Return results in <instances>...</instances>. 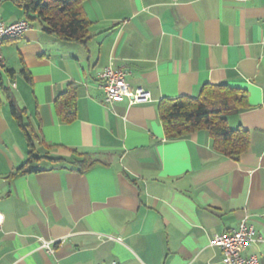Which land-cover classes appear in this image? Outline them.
<instances>
[{
    "label": "crops",
    "instance_id": "0c3cea01",
    "mask_svg": "<svg viewBox=\"0 0 264 264\" xmlns=\"http://www.w3.org/2000/svg\"><path fill=\"white\" fill-rule=\"evenodd\" d=\"M7 22L26 19L7 7ZM88 37L71 41L35 21L2 46L0 69V264H222L215 234L249 218L261 241L245 254L264 264V0H83ZM123 67L153 101L106 103L98 75ZM246 89L250 107L228 117L251 146L239 159L206 129L167 139L165 98L198 96L203 84ZM74 88V89H73ZM73 89L76 114L58 99ZM89 152L85 173L29 159ZM36 133V134H34ZM47 243L52 251L44 247Z\"/></svg>",
    "mask_w": 264,
    "mask_h": 264
},
{
    "label": "trees",
    "instance_id": "16d2710c",
    "mask_svg": "<svg viewBox=\"0 0 264 264\" xmlns=\"http://www.w3.org/2000/svg\"><path fill=\"white\" fill-rule=\"evenodd\" d=\"M23 8L26 19L32 24L38 21L50 34L66 40L82 41L88 37L89 20L83 13V0H15ZM74 89V88H73ZM70 89L58 99L63 120L71 121L76 114V96ZM250 107L246 89L227 83H206L198 96L182 95L165 98L159 104V115L167 139L186 138L202 129L210 132L214 147L233 159L245 153L251 146V135L242 127L233 128L228 117ZM12 113L20 120L29 140V159L20 170L35 161L48 159L55 164H67L74 171L85 173L101 162L89 152L73 151L70 157L36 156L31 125L25 123L17 105L12 103ZM36 134V133H34Z\"/></svg>",
    "mask_w": 264,
    "mask_h": 264
},
{
    "label": "built area",
    "instance_id": "2783aa9c",
    "mask_svg": "<svg viewBox=\"0 0 264 264\" xmlns=\"http://www.w3.org/2000/svg\"><path fill=\"white\" fill-rule=\"evenodd\" d=\"M31 27L32 24L27 19L7 22L0 15V69L5 66V57L2 51L4 42L8 39L21 37ZM127 75L128 72L123 67L114 64H109L100 71L99 84L106 94V103L110 104L123 99H128L131 104L153 101L152 93L143 87L130 84ZM4 221L5 215L0 211V230ZM261 240L254 223L249 218H245L240 222L238 228L215 234L211 239V244L221 249L222 264H261L258 255L245 254L249 243ZM43 245L52 251L47 243ZM111 264L120 263L112 262Z\"/></svg>",
    "mask_w": 264,
    "mask_h": 264
},
{
    "label": "rangeland",
    "instance_id": "374dc122",
    "mask_svg": "<svg viewBox=\"0 0 264 264\" xmlns=\"http://www.w3.org/2000/svg\"><path fill=\"white\" fill-rule=\"evenodd\" d=\"M3 3H7L6 5L8 8H10V7L14 8L17 6L13 0H5Z\"/></svg>",
    "mask_w": 264,
    "mask_h": 264
}]
</instances>
